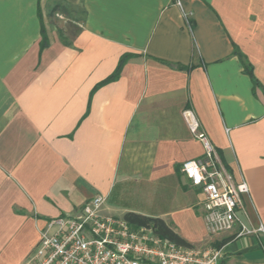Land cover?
Returning <instances> with one entry per match:
<instances>
[{"label":"crops","instance_id":"obj_1","mask_svg":"<svg viewBox=\"0 0 264 264\" xmlns=\"http://www.w3.org/2000/svg\"><path fill=\"white\" fill-rule=\"evenodd\" d=\"M181 1L188 23L176 0H0V264L98 194L103 215L161 217L225 264H264V232L208 233L180 169L203 156L189 108L264 227V0ZM139 193L166 205L140 210Z\"/></svg>","mask_w":264,"mask_h":264},{"label":"built area","instance_id":"obj_2","mask_svg":"<svg viewBox=\"0 0 264 264\" xmlns=\"http://www.w3.org/2000/svg\"><path fill=\"white\" fill-rule=\"evenodd\" d=\"M188 23L189 14L176 0ZM182 117L203 146V156L185 160L181 172L204 194V223L209 234L233 232L234 237L264 232L249 224L242 196L249 194L244 179L235 181L220 163L215 147L193 110ZM105 195L87 201L74 216L50 218L39 230L35 253L24 264H219L223 246L197 248L158 235L150 226H132L123 217L103 215Z\"/></svg>","mask_w":264,"mask_h":264},{"label":"trees","instance_id":"obj_3","mask_svg":"<svg viewBox=\"0 0 264 264\" xmlns=\"http://www.w3.org/2000/svg\"><path fill=\"white\" fill-rule=\"evenodd\" d=\"M128 54H124L120 57L117 66L114 72L104 79L102 82L114 80L118 77L119 71L124 64L125 60L128 58ZM251 73L250 66L247 67ZM101 82V83H102ZM123 218L132 226H150L152 229L160 236L168 238L170 240H174L175 242L182 244V245H189V243L183 239L179 234H177L172 227L161 217L156 216H148L144 215L135 211H127ZM219 264H225V260H221Z\"/></svg>","mask_w":264,"mask_h":264},{"label":"rangeland","instance_id":"obj_4","mask_svg":"<svg viewBox=\"0 0 264 264\" xmlns=\"http://www.w3.org/2000/svg\"><path fill=\"white\" fill-rule=\"evenodd\" d=\"M149 194V193H148ZM148 194H143L142 195L139 193L137 195V197H132L129 199V202H131V204H135V206H140L139 209H146V208H155V207H159L162 205H166L165 202H160V200H151L149 198H147ZM137 212V211H136Z\"/></svg>","mask_w":264,"mask_h":264}]
</instances>
